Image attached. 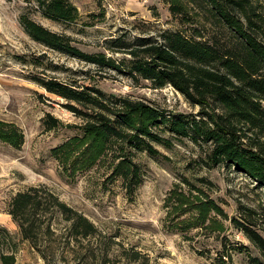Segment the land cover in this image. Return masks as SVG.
I'll return each mask as SVG.
<instances>
[{
    "label": "rangeland",
    "instance_id": "rangeland-1",
    "mask_svg": "<svg viewBox=\"0 0 264 264\" xmlns=\"http://www.w3.org/2000/svg\"><path fill=\"white\" fill-rule=\"evenodd\" d=\"M69 2L78 10L73 23L49 20L22 0H0V122L15 125L24 140L18 150L0 142V230L9 234L0 239V264L10 259L13 264H100L104 260L105 264H254L257 259L264 264L259 250L231 221L244 222L251 211L249 220L257 224L253 229L264 237V190L231 166H209L206 147L155 129L171 146L154 144L160 152L154 157L145 152L133 155L142 180L133 192L112 176L116 152L109 151L92 168L71 174L53 151L80 137L84 120L32 78L54 77L73 87L93 85L103 93L163 112L194 116L200 108L190 105L170 85L154 89L150 82L133 83L126 76L43 47L24 33L18 18L27 14L51 32L69 36L79 50L115 60L125 56L117 52L118 40L158 42L163 31L189 34L191 27L205 38L215 36L223 42L231 40V35L209 23L188 0L173 3L183 6L189 23L171 12L168 0ZM254 4L264 16V0H254ZM47 114L60 127L46 130ZM76 157L75 148L70 162ZM35 186L45 187L82 213L97 227V235L81 242L60 240L67 226L55 216L51 249H33L21 239L7 210L16 193ZM211 204L218 209L211 210ZM48 243L43 239L41 249ZM224 247L231 255L228 258H222Z\"/></svg>",
    "mask_w": 264,
    "mask_h": 264
},
{
    "label": "trees",
    "instance_id": "trees-1",
    "mask_svg": "<svg viewBox=\"0 0 264 264\" xmlns=\"http://www.w3.org/2000/svg\"><path fill=\"white\" fill-rule=\"evenodd\" d=\"M168 1L172 4L171 12L184 19L187 13L183 6L173 3L177 0ZM22 2L27 6L33 4L43 17L52 21L73 23L78 17L76 6L69 0ZM188 2L196 5L209 23L228 32L232 39L223 42L215 36L205 38L193 27L188 30L189 34L163 31L158 42L143 39L129 44L118 40L117 52L125 56L115 60L105 54L85 53L72 46L69 36L51 32L27 14L19 16L24 33L43 47L98 69L111 70L133 83L150 82L154 89L170 85L190 105L200 108L194 116L163 112L141 102L103 93L93 85L73 87L54 77L32 78L45 92L62 98L66 102L64 107L84 120L81 136L53 151L64 167L70 168L71 174L92 168L109 151L116 152L112 176L121 179L125 189L133 192L142 181L133 155L145 152L154 157L160 155L154 144L171 146V141L155 130L159 128L176 139L186 138L200 148L206 147L209 166H231L264 190V16L254 0ZM186 21L189 23L190 19L186 17ZM43 124L46 130L61 125L50 114ZM0 142L18 150L24 143L23 133L11 123L0 122ZM75 148L77 157L70 162ZM205 206L209 210L208 203ZM210 206L211 210L218 209L213 204ZM7 213L19 229L21 239L38 252H48L52 247L55 232L51 222L55 216H60L67 226L66 235L60 240L81 242L98 233L97 227L82 213L61 202L43 186L16 193ZM251 214L250 211L244 217V222L231 221L264 257V237L253 229L257 224L249 220ZM7 235V231L0 230V239ZM43 239L50 243L41 249ZM223 250L222 258L231 256L225 247ZM104 261L100 264H105ZM253 261L259 264L258 259ZM4 263L13 264V259Z\"/></svg>",
    "mask_w": 264,
    "mask_h": 264
}]
</instances>
